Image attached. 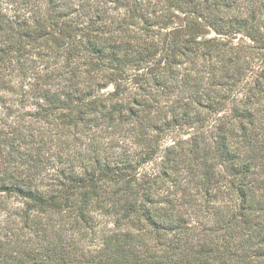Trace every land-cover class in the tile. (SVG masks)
<instances>
[{
    "label": "trees",
    "instance_id": "1",
    "mask_svg": "<svg viewBox=\"0 0 264 264\" xmlns=\"http://www.w3.org/2000/svg\"><path fill=\"white\" fill-rule=\"evenodd\" d=\"M0 264H264V0H0Z\"/></svg>",
    "mask_w": 264,
    "mask_h": 264
},
{
    "label": "rangeland",
    "instance_id": "2",
    "mask_svg": "<svg viewBox=\"0 0 264 264\" xmlns=\"http://www.w3.org/2000/svg\"><path fill=\"white\" fill-rule=\"evenodd\" d=\"M5 9H10V5H6V8Z\"/></svg>",
    "mask_w": 264,
    "mask_h": 264
}]
</instances>
